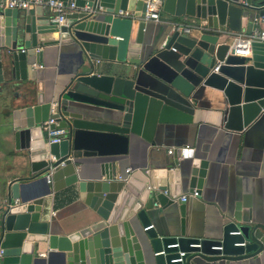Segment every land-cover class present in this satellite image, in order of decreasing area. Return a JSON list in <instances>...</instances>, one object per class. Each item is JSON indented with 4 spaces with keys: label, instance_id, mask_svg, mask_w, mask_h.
<instances>
[{
    "label": "water",
    "instance_id": "95a60500",
    "mask_svg": "<svg viewBox=\"0 0 264 264\" xmlns=\"http://www.w3.org/2000/svg\"><path fill=\"white\" fill-rule=\"evenodd\" d=\"M63 1L75 9L62 26L43 5L0 13V111L7 112H0V150L14 165L0 190L1 264H183L171 262L175 248L168 245L176 241L188 253L184 264L261 258L264 217L240 201L224 213L221 238L188 234L209 165L191 146L166 148L172 160L124 169L122 162L131 143L157 145L167 126L193 124L207 90L218 125L264 127V42L239 56L232 41L256 26L264 0H163L173 17L205 22L191 35L171 25L152 32L143 0ZM120 9L134 17L115 15ZM43 32L59 37L43 42ZM55 47L74 59L61 77L44 65ZM53 111L58 125L46 126ZM55 127L65 128L59 142L47 138ZM65 189L88 209L69 227L58 225L50 208ZM163 213L180 216L177 236L154 226ZM163 249L167 255H155Z\"/></svg>",
    "mask_w": 264,
    "mask_h": 264
},
{
    "label": "crops",
    "instance_id": "0c3cea01",
    "mask_svg": "<svg viewBox=\"0 0 264 264\" xmlns=\"http://www.w3.org/2000/svg\"><path fill=\"white\" fill-rule=\"evenodd\" d=\"M0 7V13L3 11ZM25 10V9H22ZM175 20L186 24L204 25L205 22L192 17H174ZM149 29L158 33L168 24L147 20ZM252 26V25H251ZM251 26H248L250 30ZM197 33L193 30L188 35ZM59 37L58 32H43L39 40L43 42L54 41ZM234 43V38L232 36ZM74 59L66 47L52 50L44 65L48 73H57L59 77L66 72H72ZM202 109L195 116L194 123L190 125L167 126L164 135L157 137L152 145L140 139L130 146V153L123 156V169L135 168L151 158L156 161L173 155L166 148L174 146H191L195 155L208 160L207 176L200 195L193 198L191 213L188 220V234L191 237L219 239L223 235V224L228 220L224 213L232 209L237 201L244 207L251 208L257 219L264 217V127L258 124L244 131H232L216 123L217 104L213 98L212 90L201 101ZM1 112V111H0ZM7 112H1V115ZM161 145L162 147H158ZM171 146V147H168ZM100 158L88 159L95 162ZM183 165H190L191 160L179 158ZM186 167V166H185ZM92 168V167H91ZM14 169L10 154L0 150V190L3 177L8 170ZM93 169V168H92ZM89 169L87 174H90ZM187 192V186L184 187ZM51 215L57 219L58 225L69 227L88 209L79 199L76 192L65 189L56 194L51 202ZM153 224L162 234L177 236L181 230L180 216L162 215L160 219H153ZM203 264H227L225 261ZM230 264H264V253L261 258L232 261Z\"/></svg>",
    "mask_w": 264,
    "mask_h": 264
},
{
    "label": "built area",
    "instance_id": "2783aa9c",
    "mask_svg": "<svg viewBox=\"0 0 264 264\" xmlns=\"http://www.w3.org/2000/svg\"><path fill=\"white\" fill-rule=\"evenodd\" d=\"M146 3L147 10L145 14L146 20H154L157 22H163L168 25H171L173 30H179L182 33L189 34L193 30H195L198 25L196 24H186L181 21H177L174 19L172 15L165 12L163 10V0H143ZM37 5H43L44 8H47L51 11L53 17L52 22L57 24L58 26H62L66 24L67 21V13L71 10L75 9V4L71 3L68 5L63 0H0V7L2 9L5 8H19V9H27L30 7H34ZM115 15L120 17H134V13L128 10L120 9ZM254 22L256 26L251 28L245 32L235 33L233 35L234 38V54L239 56H249L252 53L253 45L255 42H264V15L260 17L254 18ZM218 70V67L215 68V71ZM54 111L47 122H45L46 126H49L51 123H56V118L53 116ZM65 135V128L63 127H55L53 129H48L47 138L51 142H59ZM170 153H173V149L169 150ZM51 182V180H49ZM198 195V192H195V196ZM183 200H186L183 197ZM150 227H153L151 225ZM234 234H239L240 231L232 232ZM237 244H245V243H237ZM192 247L201 246L200 243H191ZM169 248H175L174 254L175 257L171 260L173 263H183L185 262L187 251L182 250L180 248L179 242H173L168 245ZM213 248H222V246H214ZM167 255L165 249L161 251L155 252V255ZM2 258V250H0V264Z\"/></svg>",
    "mask_w": 264,
    "mask_h": 264
}]
</instances>
